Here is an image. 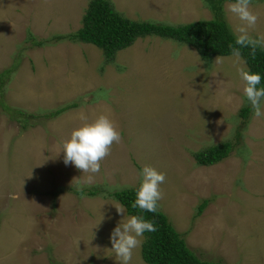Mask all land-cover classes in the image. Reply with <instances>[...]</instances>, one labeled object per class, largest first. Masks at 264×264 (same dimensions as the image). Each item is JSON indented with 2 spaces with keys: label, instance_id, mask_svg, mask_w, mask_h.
Here are the masks:
<instances>
[{
  "label": "rangeland",
  "instance_id": "obj_1",
  "mask_svg": "<svg viewBox=\"0 0 264 264\" xmlns=\"http://www.w3.org/2000/svg\"><path fill=\"white\" fill-rule=\"evenodd\" d=\"M88 1L0 0V264H119L110 235L130 215L105 193L137 188L145 165L165 174L159 209L199 259L264 264V117L243 96L232 55L206 65L189 45L144 35L107 61L90 43L54 40L80 27ZM108 1L137 21L212 17L202 0H165V9L164 0ZM230 3L221 11L236 36ZM250 8L259 15L250 35L264 36V0ZM82 113L108 115L122 141L93 181L78 185L88 174L57 153ZM222 141L232 145L225 158L196 162L197 151ZM91 186L103 191L76 193ZM131 264H147L140 247Z\"/></svg>",
  "mask_w": 264,
  "mask_h": 264
},
{
  "label": "trees",
  "instance_id": "obj_2",
  "mask_svg": "<svg viewBox=\"0 0 264 264\" xmlns=\"http://www.w3.org/2000/svg\"><path fill=\"white\" fill-rule=\"evenodd\" d=\"M211 11L209 19H199L182 24H165L147 20H133L123 16L115 10L108 0H89L80 19V27L66 35H58L54 40L67 39L90 43L102 52L105 60L110 61L114 54L134 42L137 37L155 35L163 39H171L181 44L194 48L200 60L208 64L216 56L230 55L229 44L235 46V35L221 11L222 1L235 0H202ZM259 1V0H251ZM47 42V41H46ZM42 41H37L41 45ZM250 49H242V59L246 70L259 73L264 87V48L258 47L255 58L249 54ZM74 103L59 106L48 111L46 116L53 117L73 106ZM251 107L244 105L239 108V115L247 117ZM13 120L18 121L16 118ZM24 127L25 125L22 124ZM229 141H222L210 145L194 154L198 164H211L225 158L231 150ZM100 188V187H99ZM91 186L76 190V193L95 196L101 188ZM136 187H123L105 194L117 200L128 215L142 216L156 226L155 232H145L140 245V257L147 264H224L221 261L199 259L186 245L184 238L172 226L168 217L158 208L156 213L141 211L131 207L135 199ZM103 191V190H102ZM206 201L202 200L197 205L200 212Z\"/></svg>",
  "mask_w": 264,
  "mask_h": 264
},
{
  "label": "clouds",
  "instance_id": "obj_3",
  "mask_svg": "<svg viewBox=\"0 0 264 264\" xmlns=\"http://www.w3.org/2000/svg\"><path fill=\"white\" fill-rule=\"evenodd\" d=\"M251 0H235L227 5V11L238 21L234 25L236 33L235 46L229 44L234 64L238 65L237 72L242 82L243 96L250 103L256 118L264 117V87L259 73H253L239 66L243 64L242 49H250L252 58L256 56L258 47L264 48V36L253 38L250 31L255 30L259 15L250 8ZM217 63H222V58H216ZM232 96L226 95L225 102L231 103ZM79 119L81 124L74 128L67 139H63L58 146V153H63V162L69 163L84 174H88L78 185L90 184L94 175L100 172L101 161L111 153L113 144L122 141L120 132L115 122L106 114H99L89 120L83 113ZM140 181L135 190V199L131 207L141 211L156 213L158 202L163 198L161 184L165 182V174L152 166L145 165L139 173ZM81 191V187H78ZM117 213L125 212L122 205L115 206ZM153 222L145 220L142 216L131 215L126 220L117 224L112 230L110 241L111 251L119 264H131L133 252L142 244L145 232H155Z\"/></svg>",
  "mask_w": 264,
  "mask_h": 264
},
{
  "label": "crops",
  "instance_id": "obj_4",
  "mask_svg": "<svg viewBox=\"0 0 264 264\" xmlns=\"http://www.w3.org/2000/svg\"><path fill=\"white\" fill-rule=\"evenodd\" d=\"M159 1H161V0H159ZM171 2H173V3H175L176 2V0H170ZM191 0H184L183 2H180V4L181 5H183V3L184 2H190ZM87 5V4H86ZM165 6H166V3H165V0H164V2L163 3H161V9H165ZM156 7H157V4H152V8L153 9H156ZM182 7V6H181ZM161 9H159L158 8V10L154 13V14H156L157 12H159ZM171 9H175V6H172L171 7ZM125 17H127V16H125ZM129 18V17H128ZM146 18H148V19H151L152 21H157V22H160L161 21V19H159V17H155V16H151V17H146ZM146 18H142V19H146ZM163 18V17H162ZM130 19H132V18H130ZM133 20H135V19H133ZM170 24V23H169ZM131 45V44H130Z\"/></svg>",
  "mask_w": 264,
  "mask_h": 264
}]
</instances>
